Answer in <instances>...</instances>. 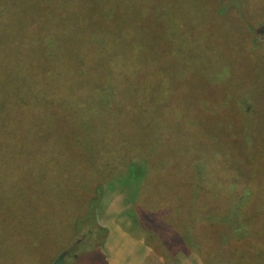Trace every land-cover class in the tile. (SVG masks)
<instances>
[{
	"label": "rangeland",
	"instance_id": "374dc122",
	"mask_svg": "<svg viewBox=\"0 0 264 264\" xmlns=\"http://www.w3.org/2000/svg\"><path fill=\"white\" fill-rule=\"evenodd\" d=\"M85 1L0 0V233L9 237L0 256L52 264L71 249L58 246L80 239L67 264L91 256L109 264L103 245L111 230L119 242L110 250L120 252L126 223L142 217L156 249L170 251H162L163 264H264V164L242 147L248 136L264 140V0H155L165 10L150 0H112L109 11L124 14L109 21L95 18L107 0L95 1L99 11L73 10ZM84 16L98 41L78 36ZM143 28L155 37H142ZM79 43L94 50L96 72L100 53L113 48L143 64L130 86L102 81L112 82L111 109L94 108L93 90L78 85L87 70L61 80L60 50L79 54ZM215 67L222 77L211 80L219 78ZM164 83L163 95L190 109V120L160 149L135 145L128 120L140 92ZM116 151L128 159L124 175L108 180ZM200 160L206 178L198 183ZM119 187L141 190L127 201Z\"/></svg>",
	"mask_w": 264,
	"mask_h": 264
},
{
	"label": "trees",
	"instance_id": "16d2710c",
	"mask_svg": "<svg viewBox=\"0 0 264 264\" xmlns=\"http://www.w3.org/2000/svg\"><path fill=\"white\" fill-rule=\"evenodd\" d=\"M96 0H87L82 4H73L71 5L73 7V10H87V11H99V8L97 6V4L95 3ZM112 0H107L104 6V9L102 8V11L99 13L100 15H96V19L98 20H102V21H109L110 17L112 15V13H116V14H124L121 13L119 10V7H114L115 4H112L110 7L113 8L115 11H109L108 9V5H110V2ZM149 1V0H148ZM153 1V4H155V6H158L157 9H170L169 6H166L163 2L161 1H156L155 0H150ZM173 12V10H171L169 13ZM76 13H71L70 15H75ZM87 16L83 17V23H82V27H87L91 25V21L88 19H86ZM124 28V27H123ZM86 32L79 33V37H81V39H86V41L88 42L90 39L93 40H97L99 39L101 32H97L96 29L94 30V32H92V29L90 27L86 28ZM142 37L144 33H151L153 34V37H155V31L152 32L146 28L142 29ZM140 36V35H139ZM146 43V42H145ZM78 49V53L79 54H74L70 51L69 48H65L60 50V55H61V59L62 57H64V65L62 67V72H61V80H64L66 77L69 76V71H77V69L79 68V71L81 73L82 76L86 75V73H84L85 70H87V72L89 74H87L85 76V81L81 82L78 85H87L88 88H91L93 91L88 92L89 97L91 98L93 103H97L96 107L93 106L96 109H99L100 106H103V108L105 107H110V109L114 106L115 104V100L113 98V94H112V86L111 83L117 82V83H124V85H128L130 86L131 82H133L135 80V77L138 76V74L143 71V64L136 62V61H131V51H125L124 49L122 51H116L115 48H113V51H109L106 50L104 52V50L100 53V56L98 58V61H101V66L100 69L96 72V68L93 67L91 65L90 67V63H92V59L94 57V50L92 51H88V48H85L83 44H78L77 46ZM125 48V47H124ZM67 52H65V51ZM85 50V52L83 51ZM87 50V51H86ZM74 57H72L70 54ZM108 58H110V60L108 61ZM63 61V59H62ZM66 61V64H65ZM77 65H76V63ZM107 61V62H106ZM90 67V68H89ZM215 75L219 76V78L217 79H213L211 78V80H218L220 79L221 73L219 71V69L217 67H215ZM103 69V70H101ZM203 70V69H202ZM184 76H186L187 74L183 73ZM107 77H111L112 82L108 83V82H104L102 84V81H104ZM148 88H149V92L144 93V92H140V104L139 106H137L133 113L132 116H130L128 123L130 126V135H129V140L132 143H136L135 145H145L146 143H148L153 149H160V147H162V145L167 142V140L172 141V139L174 138V135L180 131L182 129V127H184L187 124V121L190 120V109H188L187 111L180 110L177 107L176 104V100L172 99L170 100L169 98H167L166 96L163 95V87L166 85V83L162 84L161 86H157L155 84H148ZM76 86V85H75ZM90 86V87H89ZM93 87V88H92ZM85 88V86H84ZM87 88V89H88ZM189 89V88H188ZM138 88L136 87V90L133 91H137ZM156 90V91H155ZM155 91V92H154ZM131 92H129L130 94ZM165 102L166 104H163L162 106H159V104ZM188 103V102H187ZM129 111V109H128ZM95 120H99L98 118L95 117ZM264 134V133H263ZM250 135V134H249ZM251 136V135H250ZM252 137V136H251ZM251 137L248 136V138H246L244 140V142L242 141V147L245 150V152L252 158H255L256 160H260L259 165L264 164V157L263 155L259 152L257 154V156L255 155V151H254V147L255 148H260V150L264 151V140H262V142H260L259 144H256V142L254 140L251 139ZM123 144L120 143L118 145L122 146ZM189 156V154L187 155ZM139 157V156H138ZM185 158H187L186 156H184ZM142 158V157H140ZM144 159V158H143ZM128 159H124V157H122V155H120V153L118 151H116L113 156L111 157V161L114 165V172L116 173L114 176L107 178L108 180H111L112 178H116V177H122L125 171V165ZM147 160H153L152 158H148ZM254 161V160H253ZM200 163V167L201 169L198 170V183L203 182V179L206 178V171H205V165L203 163L202 160L199 161ZM184 167H187L186 162L184 161L182 164ZM152 166V165H151ZM203 168V169H202ZM180 169H183L182 167H180ZM146 178V175H145ZM187 178V175H186ZM190 178V177H188ZM130 180V179H129ZM128 179L125 178V183L126 186L129 182ZM148 180V179H147ZM205 181V180H204ZM144 182V180H143ZM142 187V186H141ZM129 189L128 187H124ZM140 190L141 188L136 191H133L132 194V200L136 201L139 194H140ZM246 200V196L240 195L239 197V202L241 204H243ZM93 203H91L90 205H92ZM231 213H235V209ZM231 210V211H232ZM138 211V210H137ZM139 213V212H138ZM150 214H155L156 212H149ZM141 216V215H140ZM138 223L139 225L143 226L145 229L150 230V227L147 226L148 224L145 221H142V217L141 220L138 219ZM152 224V220L149 221V225ZM152 232H155V229H151ZM8 229L2 231L1 233H7ZM0 233V249L2 244H4V241L6 240L7 237L6 234L1 235ZM150 234V232H149ZM106 234L102 235L100 234V236H104L105 237ZM6 237V238H3ZM14 237H16V239L18 240L20 238V234H14ZM151 237V236H150ZM158 241L160 237H155ZM22 239V238H20ZM67 238H65L66 240ZM152 239V238H151ZM152 241H154L152 239ZM68 243H65L61 246H58L60 249L68 247V246H72V239L70 241H67ZM52 245V244H50ZM94 253L98 254L99 256H101L100 254H102L100 248L98 246L95 247ZM160 251V250H157ZM164 252H170L169 250H162ZM160 251V252H162ZM7 254H2L0 256V264H12V261H16L18 264H32L33 260L31 257L29 256H20L19 254L16 253H9L6 252ZM55 254H57V251L55 252ZM82 261V258L80 259V264ZM86 264H103V262L101 260H97L95 257H90L87 261Z\"/></svg>",
	"mask_w": 264,
	"mask_h": 264
},
{
	"label": "crops",
	"instance_id": "0c3cea01",
	"mask_svg": "<svg viewBox=\"0 0 264 264\" xmlns=\"http://www.w3.org/2000/svg\"><path fill=\"white\" fill-rule=\"evenodd\" d=\"M119 197L124 193V191H127L126 198L123 196V198L127 199V201H131L132 198V189L129 188H116ZM104 193H106L104 191ZM110 199L108 196H103L102 200H108ZM118 199L115 198V200ZM132 227V229H131ZM137 227V231H134V229ZM126 228V234L124 237V241L126 242L124 248L118 252L117 248H113V250H110V243H114L115 247H117L119 242V236L115 235V231L112 229L109 237L106 238L104 241V248L103 250L107 253V260L109 264H163V256L162 252L157 251L156 247L153 245V241L148 234L147 230L141 226L136 225L132 222H127L125 225ZM108 243V246L106 248L105 244ZM187 254L186 258H190ZM175 257H178L180 259L182 256L178 252H176Z\"/></svg>",
	"mask_w": 264,
	"mask_h": 264
},
{
	"label": "water",
	"instance_id": "95a60500",
	"mask_svg": "<svg viewBox=\"0 0 264 264\" xmlns=\"http://www.w3.org/2000/svg\"><path fill=\"white\" fill-rule=\"evenodd\" d=\"M83 240H80L79 243L73 244L71 249L63 251L53 262L52 264H66V258L69 256L71 252H76L78 250L79 245Z\"/></svg>",
	"mask_w": 264,
	"mask_h": 264
},
{
	"label": "flooded vegetation",
	"instance_id": "af4514ba",
	"mask_svg": "<svg viewBox=\"0 0 264 264\" xmlns=\"http://www.w3.org/2000/svg\"><path fill=\"white\" fill-rule=\"evenodd\" d=\"M79 241H80V239H77L76 241H73L72 244L79 243ZM81 244H82V243H81ZM72 246H73V245H72ZM72 246H71V247H72ZM79 246H80V245H79ZM78 248H79V247H78ZM68 250H69V249H68ZM71 253H72V252H71ZM71 253H70V254H71ZM74 253H75V257H76L77 254H76V252H74ZM66 264H67V263H66Z\"/></svg>",
	"mask_w": 264,
	"mask_h": 264
}]
</instances>
